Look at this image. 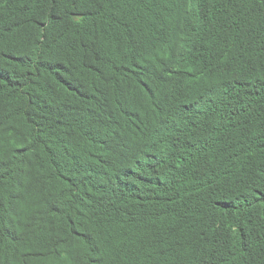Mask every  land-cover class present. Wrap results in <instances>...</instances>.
Segmentation results:
<instances>
[{
	"label": "trees",
	"instance_id": "16d2710c",
	"mask_svg": "<svg viewBox=\"0 0 264 264\" xmlns=\"http://www.w3.org/2000/svg\"><path fill=\"white\" fill-rule=\"evenodd\" d=\"M0 264H264V0H0Z\"/></svg>",
	"mask_w": 264,
	"mask_h": 264
}]
</instances>
